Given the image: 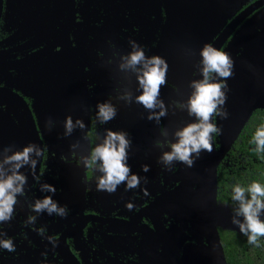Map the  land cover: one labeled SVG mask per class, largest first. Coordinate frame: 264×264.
Returning <instances> with one entry per match:
<instances>
[{"label": "flooded vegetation", "instance_id": "flooded-vegetation-1", "mask_svg": "<svg viewBox=\"0 0 264 264\" xmlns=\"http://www.w3.org/2000/svg\"><path fill=\"white\" fill-rule=\"evenodd\" d=\"M263 6L264 0H2L0 180L25 176L14 185L25 194H15L11 220H0V241L11 238L16 245L12 253L0 247V264H213L208 212L228 204L218 198V168L234 144L217 166L216 201L210 177L202 182L210 153L201 150L196 159L193 152L191 168L159 158L179 142L178 132L200 122L187 110L202 79L205 44L218 49L219 37L234 25L224 50ZM130 41L144 47L138 64L129 62L140 50ZM153 55L169 66L157 98L167 115L159 122L147 119L162 111L159 104L145 109L136 103L139 78ZM209 75L210 83L214 72ZM98 103L115 106V119L101 124ZM209 122L217 124V116ZM109 129L128 133L125 162L128 179L141 177L137 188L126 191V180L112 194L97 191L105 176L99 158L88 181L84 164ZM210 135L217 151L219 136ZM29 143L35 144L28 161L9 160ZM41 148L48 149L47 157L37 155ZM45 197L57 204L51 214L34 210ZM127 203L134 205L131 211ZM217 229L223 244L222 231L229 229ZM50 237L58 239L55 247Z\"/></svg>", "mask_w": 264, "mask_h": 264}, {"label": "clouds", "instance_id": "clouds-1", "mask_svg": "<svg viewBox=\"0 0 264 264\" xmlns=\"http://www.w3.org/2000/svg\"><path fill=\"white\" fill-rule=\"evenodd\" d=\"M134 45L139 46L140 50L130 54V63L138 64L145 59L144 47L138 45L135 41H130ZM202 56L204 58V80L195 84L196 91L189 101V115L195 114L199 119V123H194L186 126L182 131L176 135L180 137L179 142L172 144L171 152H165L162 157L159 158L165 163H170L174 159L186 164L191 168L194 165V160L191 158V154L195 152L196 159L200 157L201 150L208 153L213 151L214 137L210 134L221 135L222 129L217 126L215 122H209L213 116H221V119L228 117V112L225 109L223 113L218 111V105H225L227 101V95L222 89H228L227 79L233 75L234 60L228 52L213 47L212 43H206ZM151 66L146 65L147 70L143 72L139 78V84L142 88V94L137 96L136 103L142 105L145 109H152L160 105L162 111L159 114L153 113L149 115L147 119L152 121L155 119L159 122L162 116L167 115L164 110V102L160 97V90L162 86L167 85V71L168 64L164 58L159 55H153L150 61ZM215 72L222 79L219 82L209 83L210 73ZM130 104V103H129ZM99 109L96 113V117L101 124H106L115 119L117 115V108L109 103H98ZM66 127L71 129V117L66 120ZM82 128L85 126L82 124ZM98 135V133H96ZM128 137V133L120 130L113 131L108 130L107 138L101 146H94L90 153V157L84 164L87 169V178L90 182L93 177V168L97 158L102 160L101 171L105 173V176L99 179L98 185H96L97 191H106L109 194L114 193L117 189L116 186L127 180L125 190H131L140 186L141 177L137 174H133L128 179V174L131 172V167L125 161L128 159V152L126 149H130L131 140ZM254 143L256 144V151L264 153V126L258 128L254 134ZM118 142V143H117ZM35 143H29L28 147H25L22 152H17L13 156L9 157V160H24L29 159V153L33 150ZM94 144V141H93ZM72 147H75L73 145ZM37 155H44L47 157L48 149L41 148ZM38 161H33V167H37ZM18 168L19 165H16ZM40 168V167H39ZM91 170V178L88 173ZM142 170L147 172L149 170L148 165H143ZM175 171V170H173ZM147 183L146 178H144ZM16 181L21 183L25 182V176L13 174L5 180H0V220H11V213L13 212V205L16 203L15 194L20 193L24 195L20 186H14ZM50 191L56 192V188H52L50 185H45ZM86 192L91 191L90 188L85 189ZM245 191H248L250 198H245ZM144 195L148 196L147 189L143 190ZM232 200L239 201V208L236 210L237 215L244 216V222L232 219V223L239 227V231L242 235L248 238V243L259 247L258 238L264 237V221L259 218L260 211L264 209V186L261 183L253 181L247 189L240 185L233 186ZM67 207V206H65ZM48 209L49 214L52 211L57 210V204L52 201L50 197H45L43 201H37L34 210L41 211L42 209ZM126 208L132 210L134 205L127 203ZM139 209H137L138 211ZM61 217L64 215V209L58 210ZM34 217H29L30 221H34ZM44 232L41 228L39 235ZM58 239L50 237L49 242L53 247L56 246ZM0 247L7 250L9 253L16 251V245L11 238L0 241Z\"/></svg>", "mask_w": 264, "mask_h": 264}, {"label": "water", "instance_id": "water-1", "mask_svg": "<svg viewBox=\"0 0 264 264\" xmlns=\"http://www.w3.org/2000/svg\"><path fill=\"white\" fill-rule=\"evenodd\" d=\"M2 0H0V14ZM231 25L224 35L219 37L218 49L226 38L233 32ZM234 60L233 75L227 79V89H222L227 95L225 105H218V111L228 112L226 119L217 116V126L222 129L219 135L220 147L210 153L207 161L203 159L202 182L210 177V186L216 201L217 166L231 149L252 113L258 108H264V6L255 12L232 35L224 48ZM204 68L201 82L204 80ZM222 78L214 72L210 83L219 82ZM189 113V107H188ZM194 117L195 114H192ZM212 119V118H211ZM211 121V120H210ZM205 155V154H204ZM214 201V202H215ZM208 208V207H207ZM209 210V208H208ZM208 223L213 226V251L211 258L213 264H226L223 244L218 226L225 229L239 231V227L232 223V219L244 222L243 215H237L228 204H215L208 212ZM259 218L264 221V209L260 211Z\"/></svg>", "mask_w": 264, "mask_h": 264}, {"label": "trees", "instance_id": "trees-1", "mask_svg": "<svg viewBox=\"0 0 264 264\" xmlns=\"http://www.w3.org/2000/svg\"><path fill=\"white\" fill-rule=\"evenodd\" d=\"M264 126V108L256 109L229 155L218 168V198L227 202L234 210L239 201L232 200V189L240 185L247 189L253 182L264 186V153L257 152L254 143L256 130ZM249 199L248 191L244 193ZM226 264H264V237L258 238L259 247L248 243V238L235 230L222 231Z\"/></svg>", "mask_w": 264, "mask_h": 264}]
</instances>
